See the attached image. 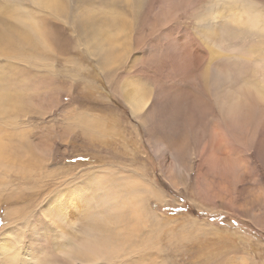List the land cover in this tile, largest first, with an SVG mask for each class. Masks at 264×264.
<instances>
[{
    "label": "rangeland",
    "instance_id": "374dc122",
    "mask_svg": "<svg viewBox=\"0 0 264 264\" xmlns=\"http://www.w3.org/2000/svg\"><path fill=\"white\" fill-rule=\"evenodd\" d=\"M112 1L68 0L64 18L31 0H0V24L11 28L26 12L53 41L0 36V264H264V134L247 147L206 129L220 111L203 72L217 52L228 55L212 44L221 0ZM252 1L264 18V0ZM104 34L105 48L87 49ZM244 49L247 61L227 58L243 72L228 90L262 92L253 60L264 39ZM181 52L193 83L170 68ZM123 81L150 95L145 109H130ZM187 90L208 112L202 136L184 120L197 106L174 122L161 113V102ZM204 140L218 167L202 163Z\"/></svg>",
    "mask_w": 264,
    "mask_h": 264
},
{
    "label": "bare ground",
    "instance_id": "6f19581e",
    "mask_svg": "<svg viewBox=\"0 0 264 264\" xmlns=\"http://www.w3.org/2000/svg\"><path fill=\"white\" fill-rule=\"evenodd\" d=\"M31 1L34 3H37V5H39V7L40 6L44 7V9L49 11V12H53V13L63 15L64 18L67 17V15L70 13L68 0H31ZM109 1H112V0H109ZM124 1L129 2L130 0H124ZM236 1H237V3H236ZM255 2L252 0H251V3H250V1H247V0L246 1H244V0H221V2H220L221 5L219 6L220 11L213 17V19L218 18V23L216 25L217 26V32L214 35L215 39L212 40V42H213L212 44H214L215 48L218 51L225 50L226 51L225 53H227L228 55H223L224 58H222V57L219 58L220 54H219V52L216 51L217 55H216L215 59L210 64L207 65L205 72H203L205 78H207V74H208L207 84L213 85L212 89L217 90L216 96L219 98V99L217 97L215 98V104L219 108L220 115L217 116L218 118H211L208 121L206 129H208L209 135H211V132H213V133H215L213 136H216V134H219V132H220L221 134H223L222 137L225 136V138L227 140H230V137H231L232 143H237L241 146L247 145V147L254 144L253 138L255 136H257L258 133L264 134V107H263L264 91L256 93L253 90L251 95H247L248 93L247 94L245 93L247 87L244 85L240 86V90H239V88L236 91H231L232 89L228 90V86L231 82L238 85V79L237 78L239 77V74L243 73V72H241L239 69H232V68L228 67L226 62H228L227 58L231 59L230 62L233 61L234 63L239 61L240 58H243L245 61H247L249 52L245 51L244 46L246 44H249L250 42H253L255 37H258L259 39H261V41H262V39H264V18L262 17L260 11H258V9H257L259 7L256 8ZM34 3H32V4H34ZM6 7H7V5H6ZM7 10H8V8H7ZM10 12H12V11H10ZM7 13L10 14L9 12H7ZM38 13H41V12H38ZM19 14L20 15L17 19L13 18L14 21H12V22L14 24L12 25L11 28L10 27L7 28V26L3 25L5 22L3 24H0V36L2 34H4L5 32H8V35L13 34L15 37L18 38L19 41L30 42L32 40H37V41L41 42L42 46H45V47L48 46L49 47L48 43L53 42L51 37H50L49 32L44 31L45 29L43 27H40V25H37V23H36L37 19L34 20V19L28 18L26 16L28 13L21 11V12H19ZM209 15H213V13L206 14V16H204V17L201 16L202 18L199 17V19L202 21H210L211 19L207 18ZM108 16L110 17V15H108ZM80 19H81V17H80ZM115 21H116V19H115ZM0 23H2V22H0ZM82 24H84V23H82ZM119 26H120V24H119ZM117 28H118V26H117ZM8 29H10V30H8ZM122 32H123V29H122ZM213 34H214V32H213ZM106 35L107 34H104L100 40L99 39L98 40L97 39L92 40V42L89 43L90 45L86 46L87 49H90V48L96 49L98 47L105 48L104 47V40H105ZM241 36H242V38L239 39L238 37H241ZM99 38H100V35H99ZM235 38L239 39V40H237L238 48L234 47V44L229 45V41H231ZM9 40H10V38H9ZM107 40H108V38H107ZM109 41H111V40H109ZM116 44L118 47L119 46L118 42ZM27 48H28V46H27ZM236 53H240V54L238 56H236L235 55ZM257 53H258L257 58L253 60V66L254 67H261L262 71L264 72V50H260ZM229 54H233V56H230ZM115 57H113V58H115ZM180 57H182V60L179 62L178 58H180ZM109 58L110 57L108 55L105 56L106 63H107L106 65H111L113 63L112 60L109 61ZM190 63H191V61H190L189 56H187V53L181 52L178 57L176 54H174L171 57L170 68L177 73L184 72V76L186 78L191 77L190 81L193 83L194 73L191 74V72L189 70H187V69H189L187 67H189ZM244 64L245 63H242V62L238 63V65L241 68ZM251 71H253V70H251ZM202 80H203V78H202ZM125 81H127V79ZM125 81L120 82L119 93H120L121 97L128 103V105L132 111L140 112V110L146 108L147 101L150 100L151 97H150V95H147V94L145 95V94L140 93V87H137V85H131V83H125ZM180 92H181V94L176 95L177 96V102H176V99L173 100V102L172 101H166L164 103L161 102V109H162L161 113L164 116H166L168 119H170L172 122H174V120L178 119L180 113L184 112V108H187V106H188V109L190 110V108L192 106H194V105L197 106L196 112L195 113L191 112L193 114V117H188L184 120L186 122V125H189L190 127H192L197 133H199L202 136L201 131L203 129L201 128V126L198 127V125L201 124V121L204 118V116L206 115L207 110L205 111L204 108L203 109L200 108V106L198 105L197 101L194 98V94L192 93L193 91L191 92V91L187 90V91H180ZM212 92H214V91H212ZM240 92H243L245 94V96L241 97ZM181 101L187 102V104L184 102H181ZM178 102H180V103H178ZM169 103H171V105ZM146 112L150 113L149 110L148 111L146 110ZM204 120H206V119L204 118ZM161 122L164 124V128H165V126H166L165 120H162ZM213 122H216L217 123V124L215 123L216 125L219 124V126H221L223 128V131L221 129L215 128L216 126H214ZM179 125H177V126L179 127ZM171 128L168 127L169 130ZM234 131L238 132L239 135H232V134H234V133H232ZM228 133H232V134H228ZM201 136L199 138V141L203 140V137H201ZM218 138L219 137L217 136V139L215 140L216 144H220V141ZM170 143H171V141H170ZM173 143H175V142L173 141ZM223 143H224V141H223ZM227 143H228V141H227ZM172 145H174V144H172ZM213 147L214 146L211 147V145L209 144V141L207 142L206 140H204V144H200V151L201 152L199 154L200 155L199 157L202 160V163L208 164V167L210 169H213L214 167L219 166V158L217 157L218 154L216 155L212 151ZM218 147H220V146H218ZM223 147H226V146H223ZM185 150L186 149H181V147H180L179 151H180V153L183 154L185 152ZM217 150H215V151L217 152ZM259 150H260V148H259ZM198 151H199V149H198ZM220 155L221 154H219V156ZM210 169H208L209 172L211 171ZM226 172H228V171H226ZM220 174H222V173H220ZM219 175H217V176L219 177ZM206 195H207V193H206ZM58 203L59 202H57V204ZM56 206H58V205H56ZM71 206H75V205L72 204ZM55 209H53V210L54 211L59 210V208L57 210H55ZM58 212L61 213L60 211H58ZM64 218L65 217L62 213L58 216L59 221L64 220ZM113 219H115V218H113ZM115 220L117 221V219H115ZM109 222L110 221L108 220L106 225H108ZM111 225H112V223H111ZM105 229H107V226H105ZM109 231H110V229L108 230V233H109ZM104 248H107V247L94 248V249L90 248L88 250L86 249L85 253H83V250H82L80 256L84 259H87V258L90 259L94 254L98 253L100 250H103ZM99 253L101 255V252H99ZM104 253H107V251H105V249H104L103 254ZM10 259L11 260L14 259V256L10 257Z\"/></svg>",
    "mask_w": 264,
    "mask_h": 264
}]
</instances>
